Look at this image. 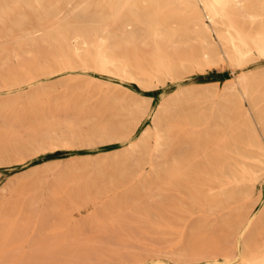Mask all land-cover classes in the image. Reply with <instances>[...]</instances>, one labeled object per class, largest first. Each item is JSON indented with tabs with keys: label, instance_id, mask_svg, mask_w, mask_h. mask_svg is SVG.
<instances>
[{
	"label": "bare ground",
	"instance_id": "bare-ground-1",
	"mask_svg": "<svg viewBox=\"0 0 264 264\" xmlns=\"http://www.w3.org/2000/svg\"><path fill=\"white\" fill-rule=\"evenodd\" d=\"M85 140L127 144L4 187L0 264H264V0H0V162Z\"/></svg>",
	"mask_w": 264,
	"mask_h": 264
},
{
	"label": "rangeland",
	"instance_id": "rangeland-1",
	"mask_svg": "<svg viewBox=\"0 0 264 264\" xmlns=\"http://www.w3.org/2000/svg\"><path fill=\"white\" fill-rule=\"evenodd\" d=\"M262 66L263 65H261V67ZM238 72L239 71L236 70L234 73L233 68H230V66H226L224 68H219L216 70L208 68L206 72L197 71L188 73L186 79L183 80V83L181 82L173 84L169 82L166 85L157 86L151 89L149 88V90L142 88L135 83H125V85L139 95L149 97L151 96L153 98L152 108L154 110L158 107L163 98L168 97L174 90H176L180 86V84L184 85L185 87H191L199 84L210 85L214 83H219L222 85L229 79L233 78L234 75ZM63 76H54L51 79L48 78L47 80L58 81L61 80V78L64 79ZM190 108L191 105H184L185 111H188ZM152 124L153 121L151 120L150 116L144 118L136 131L133 133L134 136H138L144 128ZM126 144V141L89 142L88 140H85L83 144H80L73 148H62L55 151H47L41 153H35V151H33L32 149L26 150V152H24V155L20 158L13 157L9 158L10 160L0 162V194L3 191L4 187L13 189L17 187L22 180L27 179V176L41 174L43 177H45L46 181L41 186V196L42 199L45 200L49 195V180L51 177L50 175L52 174L48 171L49 167H55L58 163H60L62 166L70 164L74 161H84L89 156L94 159V157L98 155H104V152H115L117 150L120 151L125 148ZM257 190H262V186L258 185ZM15 194H7V199H9L16 205H20L23 203L29 204V202L27 201L29 199L28 195L16 199L17 197L15 196ZM3 199L4 197L0 195V200L2 201ZM43 204L44 203H42L41 208H43ZM261 205V202L258 203L256 205V210H259L261 208Z\"/></svg>",
	"mask_w": 264,
	"mask_h": 264
}]
</instances>
